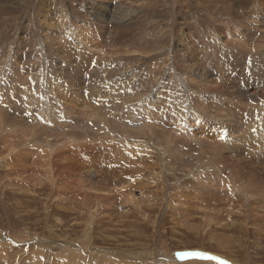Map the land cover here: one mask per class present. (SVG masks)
Listing matches in <instances>:
<instances>
[{
  "label": "rangeland",
  "instance_id": "374dc122",
  "mask_svg": "<svg viewBox=\"0 0 264 264\" xmlns=\"http://www.w3.org/2000/svg\"><path fill=\"white\" fill-rule=\"evenodd\" d=\"M70 26L85 43L93 41L78 46L79 54L61 39ZM91 45L95 56L88 51ZM17 61L21 75L3 83L0 110L9 123H18L15 128L29 132L34 125L37 144L25 149L17 144L19 134L0 138V157L10 143L20 146L13 171L0 167V250H12L6 253L10 257L0 252V264H73L77 253L76 264H156L155 250L166 251L171 260L180 256L181 262L264 264V149L254 143L238 152L218 148L229 127L205 115L194 118L196 78L188 85L192 97L178 92L182 78L203 74L208 84H216L210 90L230 99V120H236L230 129L240 141L253 131L264 132L259 114L264 108V0H0V68ZM48 71L51 78H62L54 96L46 87ZM33 91L37 104L31 106ZM151 95V104L142 106ZM46 100L53 106L46 107ZM55 105L69 120L62 130L49 128L58 123ZM188 120L199 144L193 139L175 143L178 126ZM126 128L132 135L123 132ZM125 135L155 150L166 148L171 138L170 148L177 152L167 159L177 168L175 175L163 178L158 152L126 151L120 146ZM47 142L55 148L50 159L43 152ZM208 167L211 173L203 169ZM199 169L209 176L194 178L191 172ZM86 180L93 195L84 187ZM208 180L213 188L197 184ZM234 184L250 194L230 198L225 190ZM124 188L134 193L150 221L133 203H124ZM95 209L92 250L80 253L73 246L70 255L63 243H85L88 215Z\"/></svg>",
  "mask_w": 264,
  "mask_h": 264
},
{
  "label": "bare ground",
  "instance_id": "6f19581e",
  "mask_svg": "<svg viewBox=\"0 0 264 264\" xmlns=\"http://www.w3.org/2000/svg\"><path fill=\"white\" fill-rule=\"evenodd\" d=\"M103 1V0H102ZM245 1V3L246 2H249V0H244ZM252 1V0H251ZM102 3V2H101ZM105 4V3H104ZM106 6V5H105ZM105 6H104V8H105ZM48 7V6H47ZM101 16V15H100ZM108 16V15H107ZM96 18V17H95ZM99 19V18H98ZM97 19V20H98ZM103 19V18H102ZM44 20V19H43ZM46 20V19H45ZM223 20V19H222ZM221 20V21H222ZM62 21L63 20H60V22H59V26H60V24H61V26L63 25V23H62ZM99 21V20H98ZM100 22H102V21H100ZM99 23V22H98ZM97 23V24H98ZM61 28H63L64 29V27H61ZM235 28V27H234ZM65 29H68V27H65ZM65 29L62 31V33H63V35H62V37H61V35H60V37H61V39H63L64 40V42L70 47V49H72V51H73V53L74 54H77L79 51H78V46H83V45H86V43H92L93 41L91 40H86V43L84 42V40H83V38H84V35H82L80 32H79V30H76V29H74L72 26H70V28H69V30L67 31H65ZM238 30V29H237ZM240 32V31H239ZM244 34V33H243ZM249 36V35H248ZM59 37V38H60ZM90 37H91V35H90ZM244 37V36H243ZM250 37V36H249ZM237 38V37H236ZM241 38V37H240ZM245 38V37H244ZM238 39V38H237ZM248 39V38H247ZM53 40V39H52ZM231 41V40H230ZM238 41V40H237ZM236 41V42H237ZM240 41V40H239ZM238 41V42H239ZM244 41H246V39H244ZM244 41H242L241 40V42H244ZM235 42V43H236ZM54 44V43H53ZM238 44V43H237ZM93 45V44H92ZM92 45H91V47L89 48V52H91V53H93L92 55L93 56H95V53H96V51H97V48H93L92 47ZM222 45V44H221ZM242 46V45H241ZM240 46V47H241ZM79 49H82V48H79ZM94 51V52H93ZM134 51H136V49L134 50ZM120 52V51H119ZM236 52V51H235ZM121 53V52H120ZM79 54V53H78ZM140 54H142V53H140ZM137 55V54H136ZM141 56V55H140ZM139 56V57H140ZM153 57V56H152ZM239 59V58H238ZM147 60H148V58H147ZM8 61V60H7ZM203 62V61H202ZM17 63H18V61L16 62V63H12V62H10V63H8V68L6 69V68H4V67H1L0 68V74H1V78H0V93H3V94H5L6 93V91L3 89V83H5V81L6 80H11L12 81V79H13V81H16L17 79H18V75H21L20 73H19V71H20V67H19V65H17ZM6 64V63H5ZM3 65V64H2ZM7 65V64H6ZM24 70V69H23ZM26 71V70H25ZM22 72V71H21ZM24 72V71H23ZM43 72V71H42ZM49 72V71H48ZM47 72V73H48ZM197 72V71H196ZM41 73V72H40ZM195 73V72H194ZM46 74V73H45ZM49 74H50V72H49ZM191 74V73H190ZM190 74H188V75H190ZM197 74V73H196ZM199 74V73H198ZM51 75H53V74H50V75H45V77H46V80H47V85H46V87L47 88H49L50 89V93L54 96L55 94H56V92L57 91H59L60 90V82H61V80L60 79H62L60 76H58V75H54V78H51ZM21 77V76H20ZM27 78V77H26ZM193 78H196V80H197V89H195V91H197V93H195L196 94V96H194V97H196V99H197V102H196V104H191V106H192V111H195L196 109H197V111L196 112H194V118H197L199 115L201 116V115H205V116H207L208 118L210 117L211 119H215V121H216V123L218 122L219 124L221 123L222 125H224V126H227L228 125V127H229V129H228V131H227V138H224V139H221V138H219V144H218V148H220V149H228V150H231V151H239V149L241 148V147H243V146H246V147H248L247 145H249L250 143H254V144H258V146L261 148V149H264V132H260V133H258V135L256 134V133H254V131H253V134H247L246 136L244 135V138L245 139H243L242 141H240V139L241 138H237V135L235 136V129H230V123L231 122H234V121H236V120H230V117L231 116H233L232 114H230V107H229V105H230V99H227V98H225V95L226 94H222V93H220V92H218V91H213V89L212 90H210L209 89V87L211 88V86H216V84L215 83H213V82H211L210 84H208L209 82H208V78H207V80H206V77H205V75H203V74H200L199 76H196L195 74H193V77L191 76H189V77H186V78H182L181 79V89H179V91L178 92H180V90L182 91L183 90V92H180L181 94L180 95H182L183 96V94L185 95V96H188V97H192L191 96V92H189V89H188V85H189V83H190V79L191 80H193ZM221 78V77H220ZM210 80V79H209ZM33 81L35 82V84H36V86L38 85V87H41L39 84H40V79H36V78H34L33 79ZM64 81V80H63ZM2 82V83H1ZM43 83V82H42ZM26 84H28V83H26ZM196 84V83H195ZM25 85V84H24ZM23 85V86H24ZM8 86V85H7ZM24 88H26V89H28V87H26V85H25V87ZM18 91V90H17ZM27 91V90H26ZM192 91V90H191ZM239 91H241V90H239ZM238 91V92H239ZM19 92V91H18ZM60 92V91H59ZM187 92V93H186ZM26 93V92H25ZM28 93V92H27ZM183 93V94H182ZM232 93V92H231ZM230 93V94H231ZM16 94H18V93H16ZM21 95H22V93H20ZM36 92H31V94H29V95H31V98L29 97L28 98V101H29V103H30V105L31 106H34L35 105V103H36ZM156 94V93H155ZM28 95V96H29ZM232 95H233V93H232ZM49 96H51V95H49ZM156 96V95H155ZM242 96V95H241ZM19 97H20V95H19ZM52 97V96H51ZM149 98H147V99H145L144 101H143V104H142V106L143 105H150L151 104V102L149 101L148 102V99H150V98H152V95L151 96H148ZM20 98H22V97H20ZM23 99V98H22ZM43 99V98H42ZM155 99V98H154ZM232 99V98H231ZM51 100V99H50ZM39 101V100H38ZM152 101H153V99H152ZM46 102H47V100H46ZM87 102V101H86ZM190 102V101H189ZM48 103V102H47ZM236 103V102H235ZM37 104V103H36ZM51 104V101L48 103V104H46V107H47V105H50ZM153 104H154V102H153ZM237 104V103H236ZM232 105H234L233 104V101H232ZM239 105H244V104H242V103H239L237 106H239ZM50 106H53V105H50ZM141 106V107H142ZM55 107V109L57 110V113L54 115L55 116V118H56V120H57V122L58 123H54V126L53 127H49L50 129H52V130H59V129H61V128H64L65 126H68V123H69V120H67L66 119V115H65V112L64 113H62L64 110V108L63 107H61V106H54ZM248 107V106H247ZM245 108V107H244ZM253 108V107H252ZM62 110V111H60V110ZM143 109H144V107H143ZM255 109V108H254ZM231 110H233V109H231ZM249 110H251V109H249ZM256 110H258V109H256ZM98 111V110H97ZM252 111H254V110H252ZM94 113V112H93ZM234 113V112H233ZM49 117V121H53L54 122V120H53V118H51V113L50 112H48L47 111V113H46ZM66 116H64V115ZM255 114V113H254ZM259 114H260V116H263V120L261 121V124L262 123H264V108H262V110L259 112ZM104 115V114H103ZM120 115V114H119ZM209 115V116H208ZM225 115V116H224ZM121 116V115H120ZM46 117V116H45ZM118 117V116H117ZM233 118V117H232ZM251 118V117H250ZM259 119H261L260 117H258ZM21 119V118H20ZM121 119V118H120ZM10 120V118H8V114H6V113H4V111H1L0 110V138L1 137H3L4 135H8L7 137H9V135L11 136V134H19L18 135V139H19V141H21V143L18 141L17 142V139H16V142H17V144L18 145H22V146H26V148L25 149H28L31 145H36L37 144V142L36 141H32V140H34L35 139V133H36V130L34 129V125L32 126L33 127V129H31V131L29 130V132H26L25 131V129L23 128V129H19V128H21V127H19V128H15V125H17V124H13V123H9L8 121ZM15 120H17V119H15ZM101 120V119H100ZM201 120V119H200ZM207 120V119H206ZM19 121V120H18ZM192 121H194V120H192ZM205 121V120H204ZM214 121V122H215ZM256 121V120H255ZM259 121V120H258ZM210 122V121H209ZM250 122V121H249ZM178 123V122H177ZM181 123V122H180ZM226 123H227V125H226ZM229 123V124H228ZM247 123V122H246ZM257 123V122H256ZM104 124V123H103ZM20 125V124H19ZM23 125V124H22ZM189 125H191L190 124V121L188 120L187 121V124H185L184 125V123L183 124H181L180 126H178V127H180V129L181 130H179V135L181 136H178V135H176V136H178V138L176 139V140H174L175 141V143H181V144H186V143H189V142H187V141H190V139H193V140H195V142L197 143V144H199V137H197V134H196V132H194V130L193 129H191V127L189 126ZM26 126V125H25ZM37 126H39V124L37 125ZM102 126V125H101ZM121 126V125H120ZM123 126V125H122ZM18 127V126H17ZM28 127V126H27ZM26 127V128H27ZM263 127V125H261V129H262V131H264V127ZM38 128V127H37ZM43 129L45 128H48V127H42ZM117 128H118V126H117ZM131 128V127H130ZM142 128V127H141ZM243 128V127H242ZM260 127H258L257 129H259ZM44 129V130H45ZM70 129V128H69ZM109 129V128H108ZM116 129V128H115ZM226 129V128H225ZM19 130V131H18ZM62 130V129H61ZM130 129L128 128H126V130H123V132L125 133V134H128V135H130L131 133H130V131H129ZM254 130V129H253ZM131 131H133V130H131ZM237 131V130H236ZM261 131V130H260ZM39 132V131H38ZM41 132V131H40ZM39 132V133H40ZM52 132V131H51ZM70 132H71V130H70ZM152 132H154V131H152ZM246 132V131H245ZM259 132V131H258ZM53 133V132H52ZM110 133V132H109ZM117 133V132H116ZM124 133H123V135H124ZM145 133V132H144ZM178 132H176L175 131V134H177ZM20 134H22V135H24L23 136V138L20 136ZM68 134H69V132H68ZM72 134V133H71ZM74 134V133H73ZM73 134H72V136H73ZM168 134V133H167ZM169 134H171V133H169ZM42 135V134H41ZM44 135H45V132H44ZM48 135V134H47ZM64 135V134H63ZM80 135V134H79ZM78 135V136H79ZM128 135H125V136H127V137H124V142H128V144H130V145H128V144H126V145H124V142H122V144L120 145V146H122L124 149H127L126 151H128V152H130V154L132 153V152H135V151H137V150H139L141 147L145 150H147V151H155V152H158L159 154H160V156H161V164H160V167H163L164 168V170H161L162 171V176H163V178L164 179H167V177H170V174H173V175H175V172L177 171V168L176 167H174V166H172L171 165V160L169 161L168 159H167V157L169 156V155H171V154H173V153H176L177 152V150H171V143H172V139L171 138H168L167 139V141H166V145H167V147L169 148V150L167 149V147L165 148V147H163L162 148V150L161 149H159V148H157V147H155L156 148V150L155 149H153V148H151L150 149V147H146L145 146V142H142V141H140V139H132V140H130V139H127L128 138ZM132 135V134H131ZM225 135V134H224ZM257 135V136H256ZM13 136V135H12ZM15 136V135H14ZM14 136L12 137V139L14 138ZM38 136V135H37ZM40 136V135H39ZM59 136H61L60 134H59ZM68 136V135H67ZM71 136V135H70ZM113 136V135H112ZM114 136H116V137H118V138H122V136H119V135H115L114 134ZM165 136H166V134H165ZM169 136V135H168ZM241 136V135H240ZM254 138H253V137ZM170 137V136H169ZM185 137V138H184ZM252 138V139H248V138ZM256 137V138H255ZM16 138V137H15ZM14 138V139H15ZM74 138V137H73ZM77 138V137H76ZM80 138V137H79ZM71 139V138H70ZM175 139V138H174ZM1 140V139H0ZM8 140V139H7ZM9 140H11V139H9ZM67 140V139H66ZM74 140V139H73ZM111 140V139H110ZM4 141V140H3ZM61 141V140H60ZM78 141V140H77ZM112 141V140H111ZM12 142V141H11ZM14 142V141H13ZM31 142H33V143H31ZM92 142V141H91ZM117 142V141H116ZM115 142V143H116ZM142 142V143H141ZM40 143V142H39ZM44 143V142H43ZM69 143V142H68ZM193 143V142H192ZM9 144V143H8ZM10 144H12V145H10L9 146V148H8V150L7 151H5L4 152V154L0 157V167L2 168H4L3 170H7V172L9 171V173H11L12 171H13V169H14V166H15V161H17V156L19 155V147L20 146H18V145H15L14 143H10ZM42 144V143H41ZM118 144H119V142H118ZM117 144V145H118ZM243 144V145H242ZM58 145V144H57ZM147 145V144H146ZM169 145V146H168ZM255 145V146H256ZM44 146H46V149L45 150H43V152H44V154L46 155V157H48L49 159H50V156L51 155H53V153L55 152V148H54V143H50V142H47V144L45 145L44 144ZM252 146V145H251ZM257 146V147H258ZM58 147H60V146H58ZM57 147V148H58ZM113 147V146H112ZM42 149H43V147H41ZM252 148V147H251ZM253 148H255V147H253ZM24 149V150H25ZM41 149V150H42ZM59 149V148H58ZM2 150V149H1ZM214 150V149H213ZM118 151H119V149H118ZM121 151V150H120ZM125 151V152H126ZM168 151V152H167ZM234 151V152H235ZM68 152V151H67ZM66 152V153H67ZM151 152H150V154H151ZM118 154H119V152H118ZM138 155V154H137ZM136 155V156H137ZM149 155V154H148ZM216 155V154H215ZM58 156V155H57ZM152 156V155H151ZM27 157V156H26ZM132 157V156H131ZM149 157V156H148ZM189 157V156H188ZM201 157V156H200ZM20 158V157H19ZM65 158V157H64ZM126 158V157H125ZM134 158V157H133ZM152 159V158H151ZM188 159V158H187ZM203 159V158H202ZM205 159V158H204ZM208 159V158H207ZM206 159V160H207ZM19 160H21V159H19ZM211 159L209 158V161H210ZM209 161H208V163H209ZM213 161V160H212ZM215 161V160H214ZM48 163H50V162H48ZM113 163V162H112ZM211 163V162H210ZM209 163V164H210ZM201 164H203V161L201 162ZM204 165V164H203ZM206 165H207V162H206ZM206 165H204V166H206ZM218 165V164H217ZM48 166H50L49 164H47V167ZM136 166V165H135ZM212 166H213V164H212ZM211 166V164H210V167H212ZM117 167V166H116ZM193 167V166H192ZM199 167H201V166H199ZM210 167H208V169H205V168H203L204 170H210L209 168ZM216 167V166H215ZM202 168V167H201ZM217 168V167H216ZM126 169V168H125ZM149 169H151V168H149ZM212 169V168H211ZM218 169H219V167H218ZM214 171H215V169H214ZM210 172V171H209ZM216 172V171H215ZM115 173V172H114ZM119 173V172H118ZM123 173V172H122ZM211 173V172H210ZM217 173V172H216ZM49 174V173H48ZM47 174V176H45L46 177V179L47 180H50V182H54V180H53V177H52V175L50 174V175H48ZM105 174V173H104ZM191 174L193 175V177L194 178H196V179H205L207 176H209V174H207L205 171L203 172L201 169H199L197 172H191ZM45 175V174H44ZM218 175H220V174H218ZM90 176V175H89ZM114 176V175H113ZM160 176V175H159ZM190 177V176H189ZM224 177H226V176H224ZM113 178V177H112ZM117 178H119V177H117ZM161 178V177H160ZM159 178V179H160ZM222 179H220V180H223L224 178H223V176L221 177ZM228 178V177H227ZM45 179V180H46ZM87 179V178H86ZM43 180V179H42ZM46 180V181H47ZM109 180V179H108ZM124 180V179H123ZM215 180V179H214ZM226 180V179H225ZM230 180V179H229ZM86 181H88V180H86ZM211 181V180H210ZM98 182H100L99 180H98ZM103 182V181H102ZM185 182V181H184ZM195 182V181H194ZM224 182H226V181H224ZM224 182H222V184L224 183ZM245 182V181H244ZM90 183L91 182H89L88 181V183L86 184V186L84 185V187H86V188H88V192L90 193V194H92L89 190H90ZM122 183V182H121ZM220 183V182H219ZM243 183V182H242ZM118 184H120V183H118ZM128 184V183H127ZM126 184V185H127ZM197 184H199L200 186H203V187H207V189L208 188H213L214 187V184L212 185L210 182H209V180L208 181H205V182H198ZM53 185V184H52ZM102 185V184H101ZM113 185H114V183H113ZM120 185H122V184H120ZM125 184H123L122 186H124ZM129 185V184H128ZM87 186H89V187H87ZM130 186L131 185H129V188H130ZM224 186H225V184H224ZM228 186V185H227ZM249 186V185H248ZM12 187V186H11ZM54 187V186H53ZM96 187V186H95ZM115 187H118V186H116L115 185ZM120 187V186H119ZM220 187V186H219ZM221 187H222V185H221ZM123 188V187H122ZM179 188V187H178ZM258 188V187H257ZM91 189H93V188H91ZM97 189V188H96ZM217 189V188H216ZM54 190V189H53ZM113 190V189H112ZM128 189H126L125 190V188H124V191L122 192V193H124L126 196V198H125V202L124 203H126V202H128V203H133V205L136 207V208H138L139 209V211H143V213H144V215H145V218L144 219H147V221H150L151 220V217H150V215L149 214H147L148 212L144 209V208H142V206L140 205V201L139 200H137V198L134 196V193L132 194V195H129V192L127 191ZM96 191V190H95ZM117 191H119V190H117ZM120 191H121V187H120ZM127 191V192H126ZM225 191H228V192H230V193H232V195H230V198H233V197H238V196H243V197H246V194H250V190L247 188L246 189V187H244V185H238V184H234L233 186L231 185V187H229L228 188V190H225ZM93 193H95V192H93ZM105 193V192H104ZM117 193V192H116ZM119 193H121V192H119ZM121 193V194H122ZM131 193V192H130ZM143 193V192H142ZM108 194V193H107ZM87 195H88V193H87ZM93 195V194H92ZM101 195V194H100ZM106 195V194H105ZM109 195V194H108ZM108 195H106L107 197H108ZM110 195H111V193H110ZM124 197V196H123ZM102 198V197H101ZM105 199H107V198H105ZM122 199V198H121ZM206 200H208V199H206ZM231 200V199H230ZM108 201V200H107ZM246 201H247V199H246ZM49 202V201H48ZM95 202V201H94ZM59 204H57V205H60L61 203L60 202H58ZM108 204V203H107ZM46 206V205H45ZM62 205H61V209H62ZM86 207V206H85ZM92 207H94L93 205H92ZM263 207V206H262ZM46 209H47V207H45ZM54 208V207H53ZM94 208H96V207H94ZM46 209H44V210H46ZM60 209V208H59ZM64 209V208H63ZM68 209V208H67ZM102 209V208H101ZM65 210V209H64ZM88 210V209H87ZM92 210H93V208H92ZM128 210V209H127ZM84 211V210H83ZM236 211V210H235ZM71 212V211H70ZM89 212V211H88ZM98 209L96 210H94V211H90L89 212V223H88V225H87V228L85 229V239H86V241H85V243L83 244V245H72V244H70L69 242H65V243H63L66 247H67V253H69L70 251H72L71 253H69L70 255H72L74 252H73V250H71L70 249V247H72L73 248V246H74V248H75V250H77V252H78V250H80V253L81 252H84V253H88V252H90L92 249H90V248H88L89 247V245H90V242H91V239H90V233H91V229H92V226H93V223L95 222V219H97L96 217L98 216ZM147 212V213H146ZM34 213V212H33ZM79 213V212H78ZM82 214V213H81ZM32 215H34V214H32ZM32 215H30V216H32ZM35 216V215H34ZM33 216V217H34ZM103 216V215H102ZM25 217V216H24ZM56 217V216H55ZM54 217V218H55ZM63 218V217H62ZM74 220H75V218H74ZM156 225H159V222L156 220V219H154L153 220V227H156ZM231 225H234V224H231ZM246 226V225H245ZM158 230V229H157ZM160 232V231H159ZM1 233V232H0ZM10 235H11V233H10ZM159 235V234H158ZM12 236V235H11ZM16 237V236H15ZM64 237V236H63ZM47 239V238H46ZM66 241H67V239H66ZM128 241V240H127ZM44 242V241H43ZM55 242V241H54ZM58 243V242H57ZM60 243V242H59ZM18 244V243H17ZM37 244V243H36ZM41 245H42V242L40 243ZM47 244V243H46ZM61 244V243H60ZM130 245V244H129ZM0 246H2V244L0 243ZM44 246V245H43ZM143 246H144V244H143ZM4 247V246H3ZM7 247V246H6ZM36 247V249H37V246H35ZM54 247V246H53ZM62 247V246H61ZM52 248V247H51ZM57 248V247H56ZM94 248V247H93ZM97 248V247H96ZM3 249V248H2ZM48 249H49V247H48ZM14 250V249H13ZM100 250H101V248H100ZM99 250V251H100ZM4 251L6 252V253H12V250H9L8 248H5L4 247ZM18 251V250H17ZM102 251V250H101ZM110 251V250H109ZM170 251V250H169ZM0 252H2L1 250H0ZM21 252V251H20ZM53 252V251H52ZM2 253H4V252H2ZM6 253H4L5 254V257H10V256H8V254H6ZM17 253H19V252H17ZM38 253H40V252H38ZM48 253H50V252H48ZM117 253V252H116ZM22 254V253H21ZM30 254H31V252H30ZM33 254V253H32ZM52 254V253H51ZM55 254V253H54ZM154 254H155V262H156V264H207L208 262L207 261H205V260H191V261H185V262H181L182 260H179V258H181L180 256H178V259H174V260H171L169 257H168V255H166V251H160V250H155L154 251ZM0 255H2V254H0ZM7 255V256H6ZM13 255V254H12ZM11 255V256H12ZM24 255H25V253H24ZM28 255V254H27ZM35 255V254H34ZM56 255V254H55ZM157 255L160 257V259H156V257H157ZM14 256V255H13ZM16 256H18V254L16 255ZM20 256V255H19ZM30 256V255H29ZM37 256V255H36ZM45 256V255H44ZM49 256V255H48ZM21 257H23V256H21ZM31 257H32V255H31ZM41 257V256H40ZM58 257H60V256H58ZM80 256H79V253H77L76 254V256L75 257H72L73 259H72V263L73 264H76L77 263V261H78V258H79ZM134 259L136 258V257H134V256H132ZM138 257V256H137ZM145 257V256H144ZM144 257L142 258L143 260H144ZM166 257H168V258H166ZM36 258V257H35ZM57 258V257H56ZM61 258V257H60ZM60 258H58V260L60 259ZM141 258V257H140ZM172 258V257H171ZM26 259V258H25ZM43 259H44V257H43ZM50 259H52V258H50ZM61 259H63V258H61ZM70 259V258H69ZM173 259V258H172ZM33 260V259H32ZM35 260V259H34ZM33 260V261H34ZM47 260V259H46ZM49 260V259H48ZM187 260V259H186ZM2 261V260H1ZM54 261V260H53ZM63 261H64V259H63ZM65 261H66V259H65ZM36 262V261H35ZM42 262H43V260H42ZM49 262V261H48ZM56 263H57V261H55ZM67 262V261H66ZM8 263V262H7ZM46 263V262H45ZM60 263H62V261L60 262ZM233 263V262H232ZM3 264V263H2ZM16 264V263H15ZM52 264V263H51ZM58 264V263H57ZM71 264V263H70ZM145 264H149V263H145Z\"/></svg>",
  "mask_w": 264,
  "mask_h": 264
}]
</instances>
